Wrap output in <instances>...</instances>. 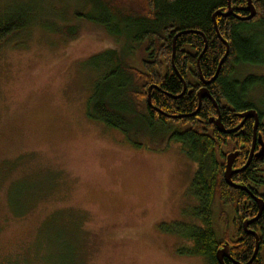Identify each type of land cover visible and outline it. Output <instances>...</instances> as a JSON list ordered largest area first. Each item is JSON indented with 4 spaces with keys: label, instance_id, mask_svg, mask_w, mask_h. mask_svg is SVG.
Instances as JSON below:
<instances>
[{
    "label": "rangeland",
    "instance_id": "1",
    "mask_svg": "<svg viewBox=\"0 0 264 264\" xmlns=\"http://www.w3.org/2000/svg\"><path fill=\"white\" fill-rule=\"evenodd\" d=\"M94 3L0 0V16L22 9L49 23L0 48V264H210L184 235L201 227L190 187L199 165L175 141L136 147L88 115L90 60L121 44L73 17ZM60 25L82 30L70 39ZM249 75L264 65L235 79Z\"/></svg>",
    "mask_w": 264,
    "mask_h": 264
},
{
    "label": "trees",
    "instance_id": "2",
    "mask_svg": "<svg viewBox=\"0 0 264 264\" xmlns=\"http://www.w3.org/2000/svg\"><path fill=\"white\" fill-rule=\"evenodd\" d=\"M94 1L92 12L73 17L105 30L115 41L121 39V44L117 43L120 49L90 60L99 77L89 101L88 115L121 132L136 147H141L139 139L142 137L160 144L175 141L182 146L183 153L199 165L190 187L198 201L194 217L201 227L191 228L184 235L194 242L192 254L217 264L216 254L226 236L225 231L220 234L213 224L218 209L230 206L240 220L238 226L249 217L247 212L254 216L258 211L257 204L245 191L228 186L223 175L228 154L225 149L230 144L233 148V143L237 144V149L243 146L235 162L236 168H242L252 148L254 130L253 124L247 123L239 138L220 133L208 119L210 114L217 115L214 102L204 99L198 111L197 94L204 87L202 77L206 81L215 78L226 56L224 40L229 43V55L216 80L206 87L221 110L224 127L229 130L239 126L242 119L236 115L242 112L256 110L264 116V100L255 99V102L253 99L254 94L259 92L261 96L264 91V76L235 79L241 66L264 65V51L257 42L259 32L264 36V0H253L257 16L246 22L240 21L239 15L222 17L229 12L226 9L228 0ZM232 5L245 8L247 0H233ZM218 12L222 15L216 18L215 24L213 15ZM36 17L35 13L22 9L1 15L0 48L34 27L47 29L48 21ZM80 30L75 26L54 28L70 39L77 37ZM139 49L144 54L141 61L137 58ZM134 53L139 61L137 67L130 60ZM182 79L187 91L179 98L184 92ZM149 96L155 109L149 105ZM174 113L197 115L195 119L169 122L166 116ZM230 137L233 142L228 141ZM233 181L250 191L252 183L264 185V162L253 160L245 171L233 177ZM261 217L252 226L259 232L257 261L260 263L261 256L264 259V213ZM186 228L180 227L184 231ZM244 240L238 243L239 252L233 255L240 264H246L255 252L256 239L245 236Z\"/></svg>",
    "mask_w": 264,
    "mask_h": 264
},
{
    "label": "flooded vegetation",
    "instance_id": "3",
    "mask_svg": "<svg viewBox=\"0 0 264 264\" xmlns=\"http://www.w3.org/2000/svg\"><path fill=\"white\" fill-rule=\"evenodd\" d=\"M229 3H230V10L232 11V16L233 17H235L236 15H239L238 17L245 18L246 16L249 15V13L247 11L246 12L244 11V8H239L238 6H233L232 5L233 4V0H228L227 7H226L227 10H229ZM207 86H209V85H204L203 88H206ZM246 112H248V111H246ZM242 113H245V112H242ZM193 114H195V113H193ZM193 114L174 113V114H170V115L166 116V118L168 119L169 122H174L176 120H178L179 122H182V121H185V120H189V118L190 119H195L197 114L196 115H193ZM239 115H236V116H239ZM154 116H158V115H154ZM220 116H221V110H220ZM211 118L217 119L218 118V112H217V115L210 114L208 119L210 120ZM259 118L261 120H260V125H259V127L257 129L258 133H257V136L255 138L256 145H255V148H254L255 154L252 157L251 164H252L253 160L264 162V156H263V158H257V156H256L260 152V150L262 148L259 139H261L264 142V117L259 114ZM242 121H243V119H242ZM247 123H252L253 124V128H254V124H255V120L254 119L246 121L243 126H245ZM243 126L241 127V129L243 128ZM230 129H234V128H230ZM241 129H240V131H241ZM240 131H238L237 133H234V134H229L228 136L234 135L236 138H239L240 137ZM242 133H244L243 130H242ZM253 140H254V133H253V136H252V141ZM228 141H232L233 142V139L230 137L228 139ZM233 144L235 146H233V148H232V150L230 152H239V157L238 158H240L241 151H243L242 150L243 146H241V147H239L237 149V146H236L237 144L236 143H233ZM251 149H250V151H251ZM250 155H251V152L248 154V157H247V160H246V164H247L248 159L250 158ZM225 161H226V157H225ZM234 164L235 165L233 166V170L242 169V168H236L235 167L236 163H234ZM239 174L240 173H235V174H233V177L235 175H239ZM233 177H232V180H233ZM235 184L240 185L238 183H235ZM252 185H253L252 191L249 190L250 194H248L247 192H245V193L250 197L251 201H254L256 204H257V202H256V200L254 198L257 197L258 199H260L263 202V206H264V185H259L257 183H252ZM257 206H258V204H257ZM224 212L225 213L222 216H219V212H218L217 217L215 218V221L213 223L216 227H218V230L220 231V234H222V232H224V231L226 233V236H224L223 240H222L223 244L219 247L218 250H222L225 245H228L229 246V250H228L229 252H227L228 256H224L222 262L224 264H240L239 262H237L234 259L233 255H235V252L236 253L239 252L238 243L241 242V241H245L244 240L245 236L254 237V239H256L255 249H256V247H258V250H259V247H260V239H259V235H258L259 232H257L254 228H252V226L255 225V223H257L258 221H260V219L262 218L261 217L262 215L260 216V218L258 220H256L255 222L253 221V220H255V218H256V216H257V214L259 212V206H258L257 213L254 216H252V212L251 213L247 212V215L249 217L246 220H244V222H242V224L240 226H238V223L240 222V220H239V218L236 217L234 211H232L230 206H225ZM263 213H264V211H263ZM245 223H249V224L245 227ZM255 252H256V250H255ZM255 252L250 257L249 261L246 264H256L255 262L257 261V255L254 257ZM262 259H263V257L261 256L262 263H260V261H257V264H264V259L263 260ZM216 263L220 264V263H218L217 259H216Z\"/></svg>",
    "mask_w": 264,
    "mask_h": 264
},
{
    "label": "water",
    "instance_id": "4",
    "mask_svg": "<svg viewBox=\"0 0 264 264\" xmlns=\"http://www.w3.org/2000/svg\"><path fill=\"white\" fill-rule=\"evenodd\" d=\"M244 10H245V12L247 11L248 13H249V15L248 16H246L245 18H240L239 17V19H240V21H244V22H246V21H252L256 16H257V9H255V6H254V4H253V0H247V5H246V7L244 8ZM229 12H227V13H224L223 14V18L224 17H228V16H230L231 14H232V11L230 10V3H229V10H228ZM222 14L220 13V12H218V13H216V14H214L213 15V22H215V24L217 23L216 22V18L218 17V16H221ZM216 28H217V26H216ZM179 36H181V35H179ZM219 37L221 38V36H220V34H219ZM222 39V38H221ZM223 42H224V44H226V46H227V51H226V56L224 57V59L220 62V64H219V69H218V71H217V73H216V75H215V78H213L211 81H206V80H204V78L200 75V77H202L201 79H202V81H203V83H204V85L206 84V85H209V84H211L212 82H214L215 80H216V76L218 75V73H219V71H220V69H221V67H222V64L224 63V61L226 60V58L228 57V52H229V43H227L226 41H224V40H222ZM174 54H175V48H174V52H173V57H174ZM198 67H199V65H198ZM182 82H183V84H184V92H183V94L181 95V96H179V98L180 97H182L183 95H184V93L187 91V89H186V83H185V81L182 79ZM151 93V92H150ZM197 96H198V99H199V107H198V111H200L199 109H200V107H201V105H202V101L204 100V99H206V98H208V99H210V100H212L213 102H214V105H215V108H216V110H217V112H218V118L217 119H214V118H211L209 121L212 123V124H214V126L216 127V129H217V131H219L220 133H222V134H224V135H229V134H234V133H237L238 131H240V129H241V127L244 125V123L246 122V121H248V120H251V119H254L255 120V124H254V128H253V130H254V142H253V144H252V149H251V155H250V158L248 159V161H247V164L246 165H244L243 167H242V169H240V170H233V166L235 165L234 163H235V161H236V159L239 157V152H230L229 154H227V156H226V168H225V171H224V180H225V182H226V184L228 185V186H230L231 188L232 187H234L235 189H238V190H241L242 192L243 191H245V192H247L248 194H250V191H249V189L246 187V186H241V185H237V184H235L234 182H233V180H232V177H233V174H235V173H242L243 171H245L249 166H250V164H251V160H252V157L254 156V154H255V152H254V148H255V145H256V141H255V138H256V136H257V133H258V127H259V125H260V118H259V114H258V112L256 111V110H250V111H248V112H245V113H241L240 115H239V118H241V119H243V121L240 123V125L238 126V127H236V128H234V129H229V130H227L225 127H224V125H223V123H222V120H221V116H220V109H219V107H218V104H216L215 103V101H214V99H212V97H211V95H210V93H209V91H208V89L207 88H203L198 94H197ZM148 102H149V105L151 106V108L152 109H155V107L152 105V102H151V96H149L148 97ZM195 115V114H194ZM261 138V137H260ZM260 140V144H261V146H262V148H261V150H260V152L256 155L257 156V158H263V156H264V142L261 140V139H259ZM255 200H256V202H257V204H258V206H259V212H258V214H257V216H256V218H255V220H253L254 222L256 221V220H258L259 218H260V216L262 215V213H263V211H264V206H263V202L260 200V199H258L257 197H255L254 198ZM249 223H245V227L248 225ZM229 250V246L228 245H225L224 246V248L222 249V250H218L217 251V254H216V259H217V261H218V263H220V264H224L222 261H223V258H224V256H228V254H227V252H229L228 251ZM256 252H255V255H254V257L257 255V253H258V247H256Z\"/></svg>",
    "mask_w": 264,
    "mask_h": 264
}]
</instances>
